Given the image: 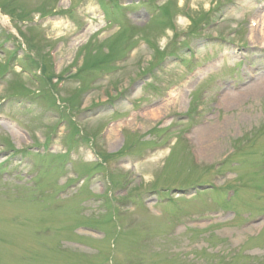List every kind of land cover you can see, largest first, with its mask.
Masks as SVG:
<instances>
[{
  "label": "rangeland",
  "instance_id": "rangeland-1",
  "mask_svg": "<svg viewBox=\"0 0 264 264\" xmlns=\"http://www.w3.org/2000/svg\"><path fill=\"white\" fill-rule=\"evenodd\" d=\"M260 13L0 0V264H264Z\"/></svg>",
  "mask_w": 264,
  "mask_h": 264
},
{
  "label": "bare ground",
  "instance_id": "bare-ground-1",
  "mask_svg": "<svg viewBox=\"0 0 264 264\" xmlns=\"http://www.w3.org/2000/svg\"><path fill=\"white\" fill-rule=\"evenodd\" d=\"M258 20V26L254 27L251 31L253 34L252 39L262 42L264 40V13H260Z\"/></svg>",
  "mask_w": 264,
  "mask_h": 264
}]
</instances>
